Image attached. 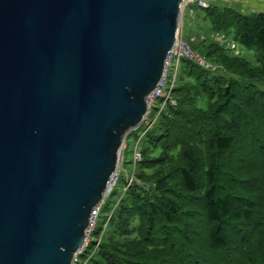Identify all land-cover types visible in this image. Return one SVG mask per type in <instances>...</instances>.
Masks as SVG:
<instances>
[{
    "label": "water",
    "instance_id": "95a60500",
    "mask_svg": "<svg viewBox=\"0 0 264 264\" xmlns=\"http://www.w3.org/2000/svg\"><path fill=\"white\" fill-rule=\"evenodd\" d=\"M186 0H0V264H72Z\"/></svg>",
    "mask_w": 264,
    "mask_h": 264
},
{
    "label": "trees",
    "instance_id": "16d2710c",
    "mask_svg": "<svg viewBox=\"0 0 264 264\" xmlns=\"http://www.w3.org/2000/svg\"><path fill=\"white\" fill-rule=\"evenodd\" d=\"M196 9L248 53L186 41L212 66L174 60V102L137 136L138 181L98 226L102 204L78 264H264V12Z\"/></svg>",
    "mask_w": 264,
    "mask_h": 264
},
{
    "label": "built area",
    "instance_id": "2783aa9c",
    "mask_svg": "<svg viewBox=\"0 0 264 264\" xmlns=\"http://www.w3.org/2000/svg\"><path fill=\"white\" fill-rule=\"evenodd\" d=\"M190 3H196V4H198L201 7H208L211 4L209 2V0H186L183 6H187ZM213 37L220 44H223L224 46H226L230 51H233L235 53H242L243 52L242 49L239 48L237 41L229 39L226 34L221 33V32H216L213 35ZM183 56L190 57L191 59L197 61L199 64H201L203 66H206V67L211 66V63H209L204 56H202L201 54L195 52L185 40H183L182 38L181 39L178 38L175 46L173 47V49L171 50L170 54L167 57V60H166V63H165V71H164V74H163L161 80L159 81L158 85L154 88V90L149 94V97H148V109H147V112L145 113L143 121H142V123L144 122V123L148 124L147 129L153 123V120L151 121L150 117H151V115L153 113L152 110H153V105H154L155 101L158 98H163L164 99V103H163L164 105L169 100L171 102H174V100L171 98V90H172V88L174 86L176 72H174L175 74H174L173 78H170L169 75L172 72L174 60L177 59V58L183 57ZM164 105H162V107L157 111L158 113L161 112V110L164 108ZM135 128L136 127L130 129L126 133V137ZM144 132H143V134H144ZM126 137L124 138V141L122 143V149H123V146H125ZM140 138L141 137H139V139L137 140L138 143L140 142ZM133 158H134V162L135 163H138L139 161L142 160V153L139 150V144H136V146L134 147V156H133ZM119 165L120 164H118V166H117V168H116V170H115V172L113 174V177H112V180L110 182V187H109V190L107 192V195L111 193L112 189L114 188V185L119 180L120 174L122 172L120 170V168H119ZM130 179L131 180H130L129 183L131 184V181L133 180V177L130 178ZM102 204H103V201L101 203L97 204L92 209L91 216H90V222H89L88 227L86 228V237H85L84 244H83L82 248L80 249L79 253L73 259V263L72 264H78L79 254L82 253L84 248L91 241L92 233H93V230L95 228L98 216L100 214ZM98 244H99V240H97L96 246H98ZM82 264H84V263H82Z\"/></svg>",
    "mask_w": 264,
    "mask_h": 264
},
{
    "label": "rangeland",
    "instance_id": "374dc122",
    "mask_svg": "<svg viewBox=\"0 0 264 264\" xmlns=\"http://www.w3.org/2000/svg\"><path fill=\"white\" fill-rule=\"evenodd\" d=\"M189 6H183L182 9V14H181V19H180V29H179V34L178 38L183 39L185 41H188L190 39L194 40L197 45L203 47L206 44V38H212L214 39L213 35L216 33V31L213 28L212 22L209 19H203L197 14V12L201 11L199 8L194 10V11H189L190 9L188 8ZM229 39L234 40L232 36H228ZM238 43V42H237ZM239 48L243 49L244 53L247 54L248 50L242 47L238 43ZM200 48V47H199ZM197 49V48H196ZM210 63V62H209ZM212 66V64H211ZM176 82V81H175ZM174 82V83H175ZM164 105V104H162ZM162 105H159L158 102L155 103V108L153 109V113L150 117V120L152 121L153 119V114L158 113L157 107ZM166 105V104H165ZM159 108V109H160ZM148 127V124L146 123H140L134 131H136L134 134L129 133L126 137L125 140V146H123V149H121L120 153V160H119V168L121 171H123V174L121 177H119V180L117 183L114 185L113 192L108 194L105 199L103 200V205L105 206L103 208L102 214L100 215L98 219L97 225L99 226L104 219L103 215H108L111 209L115 207L117 202L120 200L121 196L124 194L125 190L129 186L130 178L133 177L132 182L138 181L136 179V174H133L134 167L137 165V163L134 162V147L136 144H139L137 142L138 138L137 136H140L142 132ZM145 128V129H144ZM131 132V131H130ZM145 142V138H143V142ZM141 146H139L140 149ZM127 149L126 153L125 150ZM127 161V162H125ZM132 161V162H131ZM127 181V182H126ZM140 183V182H139ZM92 238H96L95 235L92 236ZM83 258H81L82 260Z\"/></svg>",
    "mask_w": 264,
    "mask_h": 264
},
{
    "label": "crops",
    "instance_id": "0c3cea01",
    "mask_svg": "<svg viewBox=\"0 0 264 264\" xmlns=\"http://www.w3.org/2000/svg\"><path fill=\"white\" fill-rule=\"evenodd\" d=\"M210 3H216L220 5L234 6L244 13L251 12H264V0H209ZM196 7V4L190 3L189 11H192Z\"/></svg>",
    "mask_w": 264,
    "mask_h": 264
}]
</instances>
